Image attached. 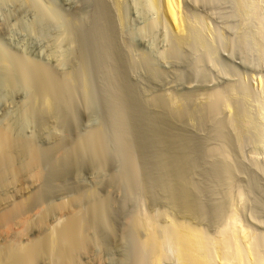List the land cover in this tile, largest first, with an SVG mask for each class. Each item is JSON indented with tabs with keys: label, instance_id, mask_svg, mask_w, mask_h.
<instances>
[{
	"label": "rangeland",
	"instance_id": "obj_1",
	"mask_svg": "<svg viewBox=\"0 0 264 264\" xmlns=\"http://www.w3.org/2000/svg\"><path fill=\"white\" fill-rule=\"evenodd\" d=\"M99 2L100 4L102 2L101 5H105L104 7L107 9L104 24L98 18ZM157 2L154 0H0V127L10 123V127L15 128L11 132L15 138L31 140L29 143L33 141L31 144L36 145L40 150L46 153L51 152L44 158L45 165H42V170L49 177V179L46 177L44 182L48 180L49 182L46 183H50L43 184L49 187H47L48 192H46V187H42L48 196L45 197L46 201L59 203L63 199L64 201L70 200L74 195L78 196V193L87 190V193L95 190L93 193H97L96 198H101L96 201L102 200L103 202L107 199L105 205L107 201L109 205H107L106 215L108 213L109 215L106 220L111 226L109 225L110 228H107L108 225H106V230L103 226L97 227L99 230L96 228L99 238L97 240L100 243L103 240L99 245H102L101 248L104 249L101 251L99 245L97 248L101 253L103 252L102 259L106 262L115 264L113 262L123 257L122 252L130 245L128 243L132 240L130 239L131 235L137 237L134 239L145 237V230H140L136 234L130 232L129 240L123 239L126 241L127 247L121 243L123 235L129 233L124 230H128V220L132 216L142 219L147 214L146 216L149 215L156 225L158 224V227L167 225L171 220L189 223L197 229L204 230V233L206 232L208 235H214L223 225L227 215L229 216L231 213L241 215V218L239 217L242 219L241 222L243 221L242 223L249 228L250 232L253 231L251 233L255 235L258 244L261 245L259 250L262 253L263 262L264 1L181 0L180 16L182 21L184 20L183 23H187L183 24L184 29L187 27L185 34L187 32L188 35L184 34L187 38L177 34L178 31L167 23L162 8L159 6L160 1L159 4ZM42 9L47 10L44 13L52 14L54 12L59 24L56 21L53 24V21L49 19L47 23L46 15L44 17L46 22L42 19L43 17L40 18ZM94 22H97L96 25ZM100 26L104 30L106 29L105 33L109 37L106 34L103 35L104 37L99 36L104 34ZM99 29L100 31H98ZM68 32H70L69 35ZM98 36L103 38L99 41ZM112 41L114 48L111 51L113 52L107 59L104 50L107 44ZM100 46L104 48L102 47V49ZM97 52L99 54L102 52L101 54L105 56L106 60H103L102 56L98 57ZM62 55L63 57H61ZM3 56L10 59V69L15 70L11 71L13 76H9L6 72L8 69L3 65L5 64ZM19 60L23 64L27 62V66L32 63L30 67L49 69L47 72L52 71L49 72L50 75H54L55 78L59 77V80L62 75L69 73V70H71L70 75L66 74V76L72 79L75 78L72 77L74 76L71 74L72 71L76 72H72L76 75L82 74L78 75V79H74L75 82L77 81L74 84L78 85V81L81 82L80 87L78 86L75 91L77 93L72 91L75 94V99L77 98L74 99L75 103H72V105L74 104L73 109L72 106H67L72 109H69L72 111H69L72 117L62 115L69 120L67 119L64 123L59 121L61 112L63 114V111L68 109H65V106H59V111H56L60 112L61 109L58 120L54 114V119H48L52 114H48V117L46 113L40 115L35 110L31 111L33 114L37 112L35 117L32 113H27L25 108L28 109L29 104L33 103L31 102V92L28 91V83L30 84L31 80L27 73H22ZM24 66L26 67V65ZM110 71L114 74L120 72L119 74L123 75L122 78L126 80V84L135 93L133 96L136 98L133 97L135 100H131V105L129 102L127 113L130 114V117L133 112L139 113L133 119L130 118V131L129 128L122 127L123 124L121 125L118 115H115L117 110L112 90L115 89L116 84L114 81H110L111 78L108 75ZM16 72L17 74H14ZM23 74L27 75L26 78L21 77L24 76ZM83 86L87 89L85 90ZM72 88L74 87L72 86ZM215 93H219L222 99L212 108L208 103L211 102ZM167 98L174 104L178 102L176 105H185L183 107H186L191 113L192 111L197 113L194 116L192 113L190 117L186 116L181 120H171L172 124L167 123L169 125L161 123L160 119H166V115L162 114L163 110L154 105L153 101ZM205 104L207 105L205 106ZM138 105H140L139 108ZM130 108L134 109L131 113ZM140 108H143V111L142 109L138 110ZM25 111L27 114L24 113ZM67 112L65 113L68 115ZM143 112L144 116H142ZM28 114L32 115L28 116ZM22 115L24 118L21 117ZM56 116L58 117V115ZM20 118L28 120H23L24 123H22ZM117 118L118 120H115ZM19 121H22L21 124ZM157 125L165 127V130L173 129V133L179 134V139L181 137L184 139L175 145V151L178 155L186 158L184 176L190 187L191 199L195 207L191 215L183 214L175 205L171 204L164 188L166 177L161 171V158L159 157L163 149L161 142L158 141L159 138L155 137L154 139L153 135V128H156ZM99 127L104 131V140L107 141H104L106 149L110 150H107V154L109 153L108 164L100 175L96 176L97 172L93 168L91 170L88 161L83 162L79 158L81 161L76 162L74 154H70L72 156L68 158L71 159L69 162L63 160L64 165L61 164L60 155H64L67 151L69 153L78 138ZM54 128L56 129L54 130ZM126 129L128 133L125 132ZM15 132L17 133L15 134ZM52 135H54L53 138H51ZM57 137L63 141L61 142ZM54 140L58 142H54ZM123 141L124 143H122ZM125 142H132L136 164L137 167L139 166L136 171L138 175L132 172L128 164V153L124 149L128 145L125 146ZM55 143H59L57 144L59 146H54ZM51 144L54 146L53 148ZM118 148H123L124 153ZM125 155H127V159ZM52 157H54V161H59L55 162L57 165L60 163L64 167L58 166V174L61 173L53 175L56 180L51 175L54 169L50 168L52 166H48L51 164ZM223 167L226 168L223 169ZM137 178L139 179L137 180ZM87 193L82 194L87 195ZM82 194L81 196H83ZM87 197L83 200L89 202L90 198ZM91 197L96 199L95 196ZM220 211L225 212L221 213ZM93 231L95 232V230ZM112 234L113 236H111ZM120 246L122 249L124 246L123 251ZM97 248L80 252L78 263L96 264V261L93 260H96L97 255L101 254L100 251L98 253ZM167 252L169 253H167L166 264H177L174 249L168 247ZM106 254L111 256L109 258L107 255L109 260L106 258ZM45 263L46 259L39 264ZM116 263L119 264L118 261Z\"/></svg>",
	"mask_w": 264,
	"mask_h": 264
},
{
	"label": "bare ground",
	"instance_id": "obj_2",
	"mask_svg": "<svg viewBox=\"0 0 264 264\" xmlns=\"http://www.w3.org/2000/svg\"><path fill=\"white\" fill-rule=\"evenodd\" d=\"M28 1H30V0H28ZM154 1L155 2L160 1V4L158 2H157V4H159V6H161L160 8H162L161 10L163 11L162 13H164V16L167 20V23L172 25L176 29V31H178L177 34L179 33L180 35L184 36L185 30L187 27L184 29L183 26L186 25L187 23L184 24L183 23L184 20L182 21V18L180 16L181 0H154ZM99 4H100V2H99ZM101 4H102V2H101ZM101 4L98 8L99 14L98 13L97 14L99 16L98 18L100 19V20L99 19L98 20L99 21L102 20V23H103L104 18L107 14V11H106L107 9L104 7L105 5L103 6ZM31 9H32V7H31ZM40 9H41V7H40ZM43 10L44 9H42V14L40 13V15H41L40 18L43 17L42 19H44L45 22H46V18H47V23L50 20V21H53L52 23L54 24V21L57 20L54 12L53 13L51 12L53 14L52 15V14L44 13L45 11L47 12V10H44V11ZM48 12H50V11H48ZM56 13H57V11H56ZM43 14H44V16H42ZM45 15L47 16L46 18H44ZM107 16H109V15H107ZM33 19H35V18H33ZM94 19H96V18H94ZM58 21H56V22L58 23ZM67 21H69V20H67ZM49 23L51 24V22H49ZM96 23H95V25H96ZM103 24H102V26L104 27ZM102 26H100V29L103 30L104 34L99 35V36H103V35L105 36V34H106L105 33L106 29L104 30V28ZM100 29L98 31H100ZM189 29H191V28H189ZM98 31H96V32L98 33ZM109 31H111V30H109ZM43 33L45 34V32H43ZM69 33L70 32H68V35H69ZM109 35H111V34L109 33ZM185 35H188L187 32ZM106 36H107V34H106ZM103 37H101V38H103ZM107 37H109V36H107ZM185 37L186 36H184V38ZM51 38H50V40H51ZM67 38H68V36H67ZM101 38L99 37L98 40L100 41ZM179 38L181 39V36ZM184 38H182V39H184ZM45 39H46V37H45ZM107 39H105V40H107ZM110 39H111V36H110ZM190 39H191V37H190ZM112 43H113V41L111 43H108L107 46L105 47V50H104V54L107 56V59H109L108 58L109 55H112L110 53L113 52V51H111V49L114 48V46L112 47ZM54 53H53V56H54ZM58 53L60 54V52H58ZM101 53L100 54L98 53L99 54L98 57L102 56V58L104 60L105 56H103ZM59 54H58V56H59ZM63 54H65V53H63ZM114 54H115V51H114ZM61 57H63V55ZM4 58H5V64H3V65H5V68L8 70L6 71V70H4L5 69L4 68L3 71L8 72V75L11 76L12 75L11 71L13 70V68L10 69L11 68V64L9 61L10 59L8 60V59H6V57H4ZM102 58H101V60H102ZM59 60H60V58H59ZM114 60H113V62H114ZM19 61L21 62V63L19 62V64L21 66H19V65L18 66L21 68L22 73H24V74L27 73V75H29V77H30L29 79L31 80V81L29 80L30 84L28 83L29 87L28 86L27 87H28V91L31 92V95H32V97H31L32 101L31 102H33L32 103L33 105L29 104V108L32 106L31 108H33V110H30L31 108L30 109L25 108L26 111H28L27 113H32L35 110L40 115H44L46 113V115L48 117H49L48 114H52L51 117H49L48 119H54V117H55L58 120L61 109H60V112H56V111H59L58 110L59 106H61V107L65 106V109L68 108L67 106H69V107L72 106L71 108L73 109L74 104L72 105V103H75L74 101L77 99V98L75 99V97H74V95L77 93L75 91H76V89H78L77 87L80 85V82H81V81L80 82L78 81V83H79L78 85L74 84V82H75L74 79L79 77L78 75H80V73L76 75V74H74L76 72L72 71L74 73L71 72V74L74 76H72V75L71 76L73 78L75 77L74 79H72L71 77L66 76V74L70 75L71 70H69V73L64 74V76H66V77H64L62 75L60 77L61 79L59 80V77L55 78L54 75L53 76L50 75V73L52 71H49L50 73L47 72L49 69L45 70L44 67H42L44 69V70H42V69H38L36 67H30V66H32V65H30L32 63L29 62L30 64L28 63L29 65L27 66L26 61H24V62H26V64L25 63L23 64L21 60H19ZM61 63H63V62H61ZM36 64H37V62H36ZM14 65H13V67H14ZM24 65H26V67ZM62 65H64V64H62ZM103 65H105V64H103ZM111 67H112V65H111ZM107 70H109V69H107ZM14 71L15 70H13V72ZM119 73L116 72L114 74L112 71H110V74L108 73V75L111 78L110 81L112 80L116 84V87L114 89L115 91L112 90V92L114 93V105H115V108L117 110V114L114 111L113 112L115 113V115H118L117 117L119 118L121 125L123 124L122 127L124 126L127 129L129 128V131H130V127H131V119L130 118L133 119V117L139 112H137V111L133 112L134 109L130 108V110H131L130 113L133 112V113H131L132 117H130L129 116L130 114L127 113L129 102L131 105V100L134 99L133 97H135V96H133V95L135 93L126 84V82H125L126 80H124L122 78L123 75L121 76ZM5 74H7V73H5ZM14 74H17V72ZM19 74H21V73H19ZM84 74H85V72H84ZM27 75H24L21 77L26 78L25 76H27ZM15 77H17V76H15ZM12 78H14V77H12ZM86 80H87V78H86ZM259 81H261V80H259ZM11 83H13V82H11ZM75 83H77V81ZM82 84H83V82H82ZM110 84H112V83H110ZM72 86L74 88H72ZM112 86H114V85H112ZM86 89L87 88H85V90ZM72 91L75 92V94H73ZM83 91H84V89H83ZM76 97H79V95L78 96L76 95ZM212 97H213V99L208 104H210V107L214 108L217 105V103H220L219 101L222 99V96L219 93H215V94H213ZM210 99H211V97H210ZM31 102H29V103H31ZM150 103H152V102H150ZM153 103H154V105H157L159 107V109L161 108L163 110V113H162L163 115H166L165 116L166 119H164V118L160 119L161 123L163 122L164 124H167L168 122H169V124H172L171 120H181L182 118H186V116L190 117L192 115V113H194V111H192V113H191V111L187 110L186 107H183L185 105H183V106L176 105L178 102L177 103L175 102L176 104H174L168 98L167 99H156L155 101H153ZM136 104L137 103L135 102V105ZM154 105H152V106H154ZM206 105L207 104H205V106ZM157 106H156V109H157ZM139 107H140V105H138V108ZM142 107H144V105ZM71 108L64 110L65 112L68 111L67 112L68 115L64 111H63V114L61 112V117H60L59 121H63L62 123L67 121L68 118H66V117L71 116V114H69L70 112H72V111H70V110H72ZM141 109L143 111V108H140L138 110H141ZM209 110H210V108H209ZM26 111L24 113H26ZM202 111H203V109H202ZM37 112L36 113L34 112V113L37 114ZM195 113H197V112H195ZM195 113L192 116H194ZM32 114H28V116L32 115ZM35 114H33V115H35ZM56 115H58V117ZM62 115H64V116L66 115V117L64 118V116H62ZM142 116H144V112H143ZM21 117L24 118L23 115ZM25 117H26V115H25ZM35 117H36V115H35ZM62 117L66 120H64ZM8 118H9V116H8ZM38 118L40 119V116ZM118 118L115 120H118ZM157 118L159 119L160 116ZM158 119H156V120L154 119V120L157 121ZM20 120H22V121L26 120L27 121L28 119L27 118H25V119L20 118ZM112 120H114V119H112ZM24 121L22 123H24ZM233 121H234V119H233ZM21 122H20V124H21ZM114 122H116V121H114ZM169 124H167V125H169ZM158 125L156 128H153V132H154L153 135H154V139H155V137L157 139L159 138L158 141L161 142L160 143L162 146L161 148L163 149V151H161V154H159V157L161 158L160 159V162H161L160 166L162 169L161 171H163V174L165 175L164 177H166V180H165L166 185L164 188H165L166 193H167V195L171 201V204L175 205V207L178 208L183 214L191 215L194 212L195 207L192 203L191 194H190V187L187 185V182H186V179L184 176L186 158L182 155H178L175 151V149H176L175 145H178L180 143V140L183 137H181V139H179L180 138L179 134L176 133L177 134L176 135L175 133H173L174 132L173 129L169 128V129L165 130L166 129L165 127L158 126ZM118 126H119V124H118ZM59 127H61V126H59ZM116 127H114V128H116ZM151 128H152V125H151ZM12 129L13 128H12V126L10 127V123L7 124V126L5 125L2 128L0 127V264H39V263H42V261L45 259H46L47 264H49V263L50 264H79L78 263L79 261L77 260L78 254H80V252H82L84 250H86L84 252H87V249H89V250H91V248L95 249L98 247V245L100 243L97 240L99 238H98L97 233H96L97 232L96 228L97 227L100 228V226H103L105 228L104 230H106V225H108L107 228H110L109 227L110 223H108L109 221L107 222V220H106L107 216L109 215V213H108V215H106V209H107V205H109L108 204L109 202L107 201V204L105 205V203H106L105 200H107V199L104 200L103 198L102 199L104 200L103 201L104 203L102 202V200L96 201V200H100L101 198L100 199H98V197L96 198L97 193L96 194L93 193L95 190L94 191L91 190L88 193H87L88 190L86 192L82 191V193H87V195L84 194L85 197L82 193H78V196L76 195L77 197L74 195V197H72L70 200L65 199L66 201H64V199H63V201H60L59 203H56V201H54V202L53 201H46L45 197H48V196H47V194H45V191L47 190L48 186H44L43 184L48 185L50 183H48V184L46 183V182H49L48 180H46V182H44L45 181L44 179H46V177H47V179H49V177L44 172V170H42L43 169L42 165L44 164V158L47 156V154L49 152L46 153L43 150H40L39 148H37L36 145L31 144L33 141L31 143H29L31 140L26 141L25 139H21V137L15 138L11 133ZM55 129L56 128H54V130ZM127 129L125 132L128 131ZM13 130H15V128ZM102 130L103 129H101V127H99L98 129H95L89 133H86L81 138H78L76 140V143L75 142H74V144L72 143L73 149H70L69 153L67 151L65 153L63 152L64 155L63 154L60 155V161L62 160L61 164L64 165L65 160L66 161L68 160V162H69L71 159H68V158H70L72 156L70 154H74L75 158L77 159L76 162H79L80 159L83 162L85 160H86L85 162L88 161V163H90V164H88V166L91 165L90 166L91 170L94 169V171L97 172L96 176L98 174L100 175V173L103 172V168H105L106 164H108L107 159H109V157H108L109 153L107 154L108 149H106V143L104 142V141H106V140H104V136H103L104 131H102ZM53 132H55V131H53ZM150 132H151V130H150ZM16 133L17 132H15V134ZM115 135H117V134H115ZM53 136L54 135H52L51 138H53ZM177 136H179V137H177ZM68 137H69V135H68ZM126 137H127V135H126ZM128 138H131V137H128ZM57 139H58V137H57ZM123 139L127 141V139H125V138H123ZM32 140H33V138H32ZM58 140H60V139H58ZM72 140H74V139H72ZM182 140H184V139H182ZM56 141L54 140V142H56ZM60 141L62 142L63 140H60ZM120 141H121V139H120ZM185 141H186V139H185ZM116 142H118V141H116ZM122 143H124V141ZM131 143L132 142H130V143L125 142V146H126V144L128 146H126V147L124 146L125 147L124 149H126V151L128 153V162H129L128 164H129L132 172L137 173L136 171H137L139 166L137 167V164H136L137 160L135 159V155H134L135 152L131 146L132 145ZM57 144H59V143H57ZM57 144L55 143L53 145L57 147V146H59ZM53 145H52V148L54 147ZM60 148H62V147H60ZM120 149H119V151H120ZM66 150H67V147H66L65 151ZM46 151H48V150H46ZM108 151H110V150H108ZM122 152L124 153L123 150H122ZM122 152H120V153L122 154ZM57 153H58V150H57ZM44 154H46V155L44 156ZM49 154H51V152ZM53 155H55V154H53ZM48 156H50V155H48ZM62 156H64V157L62 158ZM126 156L127 155H125V158L127 159ZM48 158H50V157H48ZM53 159H54V157H52V159L50 161V163L52 165L47 164L49 167L52 166L50 168L54 169V170L51 169L54 172L50 171L53 173V174H51L52 178L56 174H58V168L61 166L63 167V165H60V163H59L60 166L57 165L55 163L57 160L54 161ZM63 160H64V162H63ZM57 162H59V161H57ZM83 165H84V163H83ZM66 168H67V166H66ZM224 168H226V167H223V169ZM80 170H82V169H80ZM94 171H93V173L95 175ZM137 175H138V173H137ZM105 176H106V174H105ZM135 177H136V175H135ZM80 178H82V177H80ZM138 179L139 178H137V180ZM55 180H56V178H55ZM96 181H97V179H96ZM76 184H79V183H76ZM111 185H113V184H111ZM43 186L46 187L45 191L43 189L44 188ZM46 192H48V190ZM49 194H50V192H49ZM81 194L83 196H81ZM87 196H89V198L92 200L90 201V199H89V202H87L86 200H83L84 198H88ZM91 196H95L96 199H94V197H91ZM85 201H86V203H85ZM107 212H108V210H107ZM228 214H230V213H228ZM146 215H145V217L143 216L144 218H142V219L132 216V218H130V220H128V226H129L128 230L129 231L128 230H124V231H127L129 233L126 232L127 235L126 234L123 235V233H122V235L124 237L120 235L123 238L120 237L122 240L119 239L121 241V243L123 245H125V247H127L126 246L127 243L125 244L126 241H124V240H129L128 237L131 235L130 232L136 234L137 232H140V230H145L146 235L143 239L142 238L141 239H139V238L134 239L137 237L131 235L130 239H132V240L129 241L130 243H128V245L129 244L130 245L128 246V248H126L125 251H123L124 246L122 249V247H121L122 245L120 243V245H121L120 249L123 251L122 253L124 255L122 254L123 257L120 258V260H117L119 262V264H166V260L168 257L167 253H169V252H167L168 247H172L174 249V251H175L174 254L176 257L177 264H263V262H264V261L262 262V255H261L262 253L259 250L260 249L259 246H261V245L258 244V241H257L258 239L256 240L255 235L251 233L253 231L250 232L249 228H247L244 225V223H242L243 221L241 222V220H242V219H240L241 215L239 216L237 213H233V214L231 213L229 216L227 215L226 218L224 217L225 220L223 222V225L219 228L217 233H215L214 235H211V234L208 235V233H206V232L204 233V230L197 229V227L195 228L189 223L178 222V221H174V220H171V222L165 226L162 225L163 227H160V226L158 227V224L156 225V223L153 221V219L149 215L148 216H146ZM223 215H225V214H223ZM221 216H222V214H221ZM216 218H217V216H216ZM106 222H107V224H106ZM219 226H220V224H219ZM93 230H95V232ZM89 231L92 233L91 234L88 233ZM93 232H94V234H93ZM128 234H129V236H128ZM98 235H100V234L98 233ZM111 236H113V234ZM102 241H101V243H102ZM101 246L99 245V248L102 251L104 248L102 249ZM99 248H97L98 253L100 251ZM101 251H100V253H101ZM104 252H106V251H104ZM94 253H96V252H94ZM102 253L97 255L96 260H93V261H96V264H108L109 263V262H106V260L102 259L103 258ZM107 255L108 254H106V258H107ZM110 257L111 256H109V258ZM109 258H107V259L109 260ZM47 259H49L51 262L48 261ZM117 259H118V257H117ZM112 260L115 261L114 259H112ZM116 262H113V263L118 264ZM80 264H82V263H80ZM109 264H111V263H109Z\"/></svg>",
	"mask_w": 264,
	"mask_h": 264
}]
</instances>
